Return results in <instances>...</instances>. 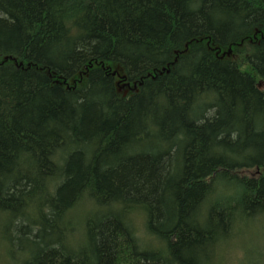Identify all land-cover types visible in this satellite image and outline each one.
I'll return each instance as SVG.
<instances>
[{"label": "trees", "instance_id": "1", "mask_svg": "<svg viewBox=\"0 0 264 264\" xmlns=\"http://www.w3.org/2000/svg\"><path fill=\"white\" fill-rule=\"evenodd\" d=\"M260 217L264 0H0V264H221Z\"/></svg>", "mask_w": 264, "mask_h": 264}, {"label": "rangeland", "instance_id": "2", "mask_svg": "<svg viewBox=\"0 0 264 264\" xmlns=\"http://www.w3.org/2000/svg\"><path fill=\"white\" fill-rule=\"evenodd\" d=\"M261 253H264V217L254 220L246 229L240 231L237 239L231 243L230 250L222 253L220 251L219 260L221 264L236 261L239 264H262L264 258L260 256Z\"/></svg>", "mask_w": 264, "mask_h": 264}]
</instances>
